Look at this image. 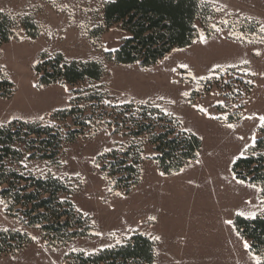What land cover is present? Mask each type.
<instances>
[{
    "label": "rangeland",
    "instance_id": "374dc122",
    "mask_svg": "<svg viewBox=\"0 0 264 264\" xmlns=\"http://www.w3.org/2000/svg\"><path fill=\"white\" fill-rule=\"evenodd\" d=\"M200 1L213 5L212 34L200 28L194 44L143 66L109 59L128 33L117 24L98 33L105 0H0V19L7 17L15 27L10 40L0 44V125L38 123L60 132L57 159L25 160L22 169L65 182L75 210L90 225L88 236L48 245L41 228L12 217L0 195V233L25 237L21 248L0 255V264H69L70 255H95L137 234L155 241V264H256L255 257L261 259L236 230L230 216L234 204L218 202V194L234 179L235 161L264 136V0ZM26 20L37 31L27 29ZM57 58L62 64L101 63L104 76L72 85L57 79L46 83L38 68ZM94 90L105 100H88ZM129 104L155 108L197 136L202 143L197 159L179 172L163 173L148 134L134 138L131 133L143 124L157 133L162 125L163 131L169 127L175 136L180 128L152 114L137 119L133 112L119 114L109 107ZM71 107L79 111L55 118ZM74 130L80 133L72 138ZM134 142L142 145L138 181L125 191L103 171L107 161L99 158L115 150L121 157L128 149L134 154ZM251 184L259 216L264 213L261 186Z\"/></svg>",
    "mask_w": 264,
    "mask_h": 264
},
{
    "label": "trees",
    "instance_id": "16d2710c",
    "mask_svg": "<svg viewBox=\"0 0 264 264\" xmlns=\"http://www.w3.org/2000/svg\"><path fill=\"white\" fill-rule=\"evenodd\" d=\"M104 26L99 28L102 34L106 28L117 24L128 33L121 46L108 53L110 60L122 64L138 63L149 66L157 63L176 48H185L195 43L200 28L212 34L209 19L213 17V5L200 0H105L103 7ZM27 29L37 31L33 22L26 20ZM14 24L7 17L0 19V44L8 42L13 35ZM44 71L43 81L51 83L63 80L67 84L82 81H99L105 69L101 63L79 62L62 64L61 58L46 63L38 68ZM106 95L93 91L88 100H105ZM119 114L133 112L136 118L157 116L168 126L180 128L172 118L149 106H109ZM79 110L71 107L65 112L55 114L74 115ZM82 124H87V120ZM154 132L151 124H143L140 130L133 131L134 138L148 134L149 142L154 146L159 168L165 174L181 171L189 162L198 157L201 140L180 128L179 134L167 127V131ZM176 130V129H175ZM78 130L71 131L69 136L75 138ZM63 136L53 127L38 123L16 122L10 126H0V195L8 204L12 217H19L25 223L39 226L48 245H64L75 238L88 236L89 221L75 210L70 200L69 186L56 178H37L23 172L25 160L51 159L59 156ZM134 142L131 150H115L99 158L107 161L103 171L116 181V185L129 191L138 181L141 147ZM139 150V151H138ZM264 136L257 140L256 146L249 149L248 156L238 158L233 165V173L239 180L256 183L261 186L262 203L264 204ZM67 196V198H63ZM22 206L24 209H17ZM234 224L238 233L251 242L250 250L260 255L264 261V213L248 219L236 216ZM20 233H0V255L13 253L25 242ZM156 243L149 237L137 234L123 245L105 249L95 255L83 253L67 257L69 264H155Z\"/></svg>",
    "mask_w": 264,
    "mask_h": 264
},
{
    "label": "crops",
    "instance_id": "0c3cea01",
    "mask_svg": "<svg viewBox=\"0 0 264 264\" xmlns=\"http://www.w3.org/2000/svg\"><path fill=\"white\" fill-rule=\"evenodd\" d=\"M214 170H216L213 171L214 176L216 178L219 175V169L215 168ZM238 181L241 180H238L236 177H234V179L229 180V184H226L222 190L224 193L220 192L218 194V198L220 200L218 202L224 203L225 206L234 204L232 207V211H230V213H232L230 215L231 219H235L237 215L249 219L257 217L256 215H258V212H260L261 210H258L260 204L258 203L256 190L253 187L254 184L247 183L244 181L243 183H239ZM256 210L258 212H256Z\"/></svg>",
    "mask_w": 264,
    "mask_h": 264
},
{
    "label": "snow or ice",
    "instance_id": "6c2138e0",
    "mask_svg": "<svg viewBox=\"0 0 264 264\" xmlns=\"http://www.w3.org/2000/svg\"><path fill=\"white\" fill-rule=\"evenodd\" d=\"M262 31H264V29H262ZM257 55H259V53H257ZM247 63V61H246ZM201 111H203V109H201ZM261 120H264V117H261L260 118ZM2 126V125H0ZM229 128H233L234 126L229 124L228 125ZM241 139H243V137H240ZM253 141H255V137H253ZM161 175H163V173H161ZM239 183H243V181H238ZM228 223H231V221H228ZM35 239V238H34ZM158 239V238H157ZM245 247H248L247 244H245ZM255 260H256V264H264V261H262L259 257H255Z\"/></svg>",
    "mask_w": 264,
    "mask_h": 264
}]
</instances>
